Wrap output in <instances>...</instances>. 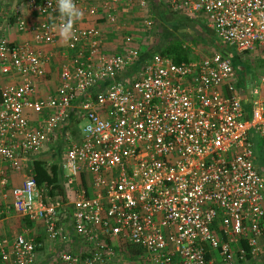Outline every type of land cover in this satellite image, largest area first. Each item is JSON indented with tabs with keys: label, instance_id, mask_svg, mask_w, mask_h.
Returning <instances> with one entry per match:
<instances>
[{
	"label": "built area",
	"instance_id": "2783aa9c",
	"mask_svg": "<svg viewBox=\"0 0 264 264\" xmlns=\"http://www.w3.org/2000/svg\"><path fill=\"white\" fill-rule=\"evenodd\" d=\"M161 1L177 15L203 18L236 51L264 55V0ZM26 4L43 17L16 23L31 43L0 36L7 79L0 83V163L19 171L51 141H66L65 202L44 198L26 174L10 188L11 204L0 205V221L13 211L41 221L49 241L65 242L70 220L80 245L59 249L61 264H214L212 251L219 264H264V177L250 137L258 135L264 153V66L257 80H238L221 51L173 62L159 52L141 55L128 34L121 50L106 53L98 28L74 26L57 84L40 96L35 82L48 58L32 45L51 44L59 18L56 0ZM105 18L117 20L110 11ZM74 111L85 123L68 142L57 135ZM7 182L0 169V187ZM40 246L21 233L0 237V260L34 264Z\"/></svg>",
	"mask_w": 264,
	"mask_h": 264
},
{
	"label": "crops",
	"instance_id": "0c3cea01",
	"mask_svg": "<svg viewBox=\"0 0 264 264\" xmlns=\"http://www.w3.org/2000/svg\"><path fill=\"white\" fill-rule=\"evenodd\" d=\"M26 1L27 0H0V36L5 37L9 43H31V35L29 31L16 30V23L18 21L21 20L25 24H33L43 20L41 15L37 14L27 6ZM129 1L116 0L112 2V0H80L78 8L83 12V16L76 21L74 26L79 28H98L102 36V50L106 53L117 52L122 48V40L127 34V30L131 31V25H133L131 22L135 24L134 19L139 17L137 16L138 9L135 10L133 5L132 9ZM146 3L157 10L159 18L165 17L170 22L177 21L178 23L181 21H184L185 23L189 21H197L198 23H201L200 20L187 18L171 12L163 5L161 0H146ZM106 5L109 6L108 9L105 7ZM90 8H93L94 11L90 12ZM108 11L115 14L117 19L115 23H109L106 20L105 16ZM54 14H58V12L56 11ZM52 18L53 16L51 15L46 19L49 22H53ZM66 44L67 41L61 39L60 35L55 30V37L51 44L32 45L48 58L44 63L42 75L39 76L35 82L40 96H45L54 90L56 83L52 87V81L46 78H49V76L54 73L57 82L59 68L70 55V51L67 50ZM141 55L145 56L148 54L143 53ZM4 81H7V79L0 76V83ZM0 164L4 163L1 162ZM257 166L259 167V165ZM260 166H264V164H260ZM8 170L10 169L8 168ZM8 170L6 171L8 182L5 187H0V205L2 206L11 204L12 198L9 193L10 188L19 185L26 175L23 169L19 171ZM260 172L264 177V170H261ZM23 219V217L11 211L8 216L0 221V237H5L10 240L14 234L21 233L24 236L31 237L37 241L39 240L38 237L45 236V240L41 242V246L35 250L34 264H61L55 259L58 250L61 248L72 250L78 248L80 245L79 240L73 234L70 220L64 225V230L67 235L66 237H68L67 241H58V246H55L56 244H52L51 241L46 238L41 221L28 220L27 225H23L21 223V220ZM209 257L214 264H219L218 256L215 252L212 251ZM251 263L254 262L251 261ZM0 264L13 263L11 261L0 260Z\"/></svg>",
	"mask_w": 264,
	"mask_h": 264
},
{
	"label": "rangeland",
	"instance_id": "374dc122",
	"mask_svg": "<svg viewBox=\"0 0 264 264\" xmlns=\"http://www.w3.org/2000/svg\"><path fill=\"white\" fill-rule=\"evenodd\" d=\"M129 4L131 7L133 5L135 10L138 9L137 16L139 17L134 19L135 24L131 22L133 25H131V31L127 30V34L132 37L140 54L159 52L165 44L175 39L180 41L182 46L187 47L188 60L208 56L211 52L218 50L229 57L231 64L237 71L238 80H257L258 74L264 66V55L259 53L256 48L247 52H238L233 46L220 42L212 35L210 30L205 27L203 18L200 19L201 23L197 21H189L187 23L184 21L179 23L177 21L170 22L165 17L159 18L157 10L150 7L146 3V0H144V5H139L137 0H130ZM46 79L52 81V87L55 83L57 84L54 73ZM75 113L76 111H74L72 118L67 122L65 128L60 130V133L57 135L58 138L61 137V134L64 136L65 133V135L68 136V142L77 141L79 139L80 130L85 123V119L83 117L80 120L77 119ZM250 137L255 157L254 162L256 165H259L260 171H263L264 166H260V164H264V153L261 150L262 142L253 131H251ZM65 144L66 141H61V139L59 141H51L37 156L48 162H54L56 160L61 162ZM0 169L6 174L8 167L5 164H0ZM26 169L27 168H23L25 173ZM21 223L27 225V221L24 219L21 220ZM38 238L39 240H37V242L40 243L45 240V236ZM51 243L58 246V243L55 241H51ZM253 262L254 263H251V261L243 263L236 262L234 264H260L258 262L262 264V260Z\"/></svg>",
	"mask_w": 264,
	"mask_h": 264
},
{
	"label": "trees",
	"instance_id": "16d2710c",
	"mask_svg": "<svg viewBox=\"0 0 264 264\" xmlns=\"http://www.w3.org/2000/svg\"><path fill=\"white\" fill-rule=\"evenodd\" d=\"M159 53L170 57L173 62L188 60L189 58L187 47L182 46L181 42L175 39L165 44ZM26 173L34 179L37 188L43 191L44 198H56L62 203L65 202L62 185V166L59 160L48 162L43 159L35 158L31 160L26 169ZM67 211L69 212L68 208ZM24 220L28 221L26 218H24ZM123 250L129 254L140 253L138 248L125 245L123 246Z\"/></svg>",
	"mask_w": 264,
	"mask_h": 264
},
{
	"label": "clouds",
	"instance_id": "9594fccd",
	"mask_svg": "<svg viewBox=\"0 0 264 264\" xmlns=\"http://www.w3.org/2000/svg\"><path fill=\"white\" fill-rule=\"evenodd\" d=\"M59 23L54 26L55 30L65 41L71 40L76 21L82 18L83 12L78 8L75 0H56Z\"/></svg>",
	"mask_w": 264,
	"mask_h": 264
},
{
	"label": "water",
	"instance_id": "95a60500",
	"mask_svg": "<svg viewBox=\"0 0 264 264\" xmlns=\"http://www.w3.org/2000/svg\"><path fill=\"white\" fill-rule=\"evenodd\" d=\"M246 102L247 103L249 102V94H248V92H246Z\"/></svg>",
	"mask_w": 264,
	"mask_h": 264
}]
</instances>
